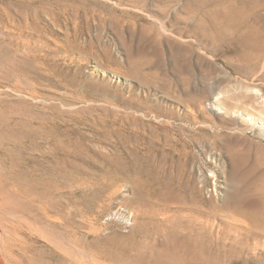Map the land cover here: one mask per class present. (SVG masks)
<instances>
[{
    "label": "rangeland",
    "instance_id": "rangeland-1",
    "mask_svg": "<svg viewBox=\"0 0 264 264\" xmlns=\"http://www.w3.org/2000/svg\"><path fill=\"white\" fill-rule=\"evenodd\" d=\"M186 1L0 0V144L16 152L0 155V184L15 180L23 188L14 177L12 165L19 154L14 143L35 148L31 131L46 128L45 139L59 133L74 150V157L63 161L64 177L79 183L80 221L87 224L82 230L92 223L102 228L98 237L81 231V249L112 260L125 253L129 264H180V236L163 232L153 209L160 198L153 182L162 173L173 182L178 209L203 207L208 224L215 227V233L209 230V242L220 239L221 251L233 254L223 255V262L236 257L232 264H264V220L251 222L236 206L224 205L230 194L251 185L247 169L233 168L226 159L225 187H215V180L204 185L202 202L180 187L185 167L196 176L223 143L201 123L229 120L211 108L208 76L224 81L230 95H245L247 111L264 120V79L243 77L237 55L227 57L221 51L228 48L216 36H204L210 28L229 32L237 27L242 18L237 0H190L189 13ZM202 38L209 41L207 46L200 43ZM200 95H206L205 112L187 117L184 109ZM243 129L247 135L229 128L225 132L264 143V125L255 120ZM45 142L39 143L42 148ZM205 174L213 177L206 167ZM109 184L121 194L101 201ZM117 206L134 214L131 225L110 217ZM176 222L164 224L177 230ZM156 237L159 247L153 249ZM138 253L141 263L133 258ZM206 264H216L213 254Z\"/></svg>",
    "mask_w": 264,
    "mask_h": 264
},
{
    "label": "bare ground",
    "instance_id": "bare-ground-1",
    "mask_svg": "<svg viewBox=\"0 0 264 264\" xmlns=\"http://www.w3.org/2000/svg\"><path fill=\"white\" fill-rule=\"evenodd\" d=\"M133 1L135 2V0ZM138 1L140 2V0ZM190 4V0H187L185 5L187 13H189ZM133 6L136 9L139 7L143 9V6H139L138 3H134ZM235 7L242 17L237 27H234L229 32L210 28L209 32L204 34V36H216V41L221 44L220 46L227 47L230 50L221 51L222 54L228 53L227 57L231 54L237 55V67L245 71L241 73L243 77L249 76L247 78H250L251 82L257 79L263 80L264 0H237ZM180 34L181 38H184V36L185 40L188 38V35L186 36L181 32ZM193 36H195V33ZM208 42L204 38L200 40V43L205 46L209 44ZM245 65H251V68L245 69ZM207 80L211 83L213 89L210 94L212 95L210 98L212 110L215 113L223 114V117L229 120L225 124L215 122L201 123L210 128L211 132L209 134L220 135L219 138L223 141L219 150L213 152L208 158V163L204 165L213 174V177L211 178L205 174V167L203 169L200 166L196 176L189 174L185 167V178L180 187L183 190L186 189V193L190 192L194 201L202 202L199 199V191L204 185L207 186L212 180H215V187L221 190L225 187L223 184L227 172V160L229 159L233 168L237 169L243 166V170L247 169L248 173L252 175V181L247 189L233 193V195L230 194V199L224 205L232 204L231 206H236L237 212L245 216L249 221L260 222L261 219L264 220V143L248 137L240 138L239 135H228L225 129L229 128L231 131L247 135L246 130L243 129L244 125L253 123L255 120L264 125V120L260 116L247 111L245 95L240 94L237 96V92H234L235 95H230L228 89L223 86L224 81L220 78L210 75ZM242 85L245 87V83H241ZM247 90L250 91L251 88L247 87ZM205 96H198L194 100V105L189 104V108L186 107L184 109L187 117H189V113L197 116L199 113L205 112ZM225 102L227 104H224ZM207 103H209V100ZM8 126L10 125L8 124ZM45 129L41 132L37 128V132L31 131L30 135L31 137L34 136L33 139H35L33 141L35 148H32L33 146L29 148L28 146H23V144L22 147H18L19 143H14L15 147H13L17 149L19 154L18 156L15 155L17 158L16 160L14 159L15 162L13 161V172L16 167V175L14 176L13 174V176L19 178L20 184H18L22 185L23 188L18 187L14 180L15 178L9 184L5 182L0 184V264H41L40 262L43 260H47L50 264H129L125 253H122L117 260H112L109 255L101 253L99 255L89 249L87 250L84 243L85 249H81V233L86 230L89 234L94 235L102 232V228L101 225L90 223L89 228L82 230L87 224L85 223L82 226L80 221V207L77 198L78 189H80L79 183L75 178L65 180L64 177L63 161L73 158L75 155L74 150L64 145L60 135H58L59 133L45 139L47 132L42 134ZM202 131L208 133L206 130ZM202 131L201 133H203ZM46 140L47 142L45 143L48 145L42 148L43 146L41 147L39 143ZM23 148L26 149L24 151L26 152L25 154L22 151ZM11 150L9 146L0 144V155L7 154L10 157L11 154L14 155L16 153H12ZM155 183H158V185L154 186ZM172 184L171 178L165 174L159 173L158 177L157 175L155 176L153 186L155 190H158L160 198L153 209L162 220L161 230L163 232L171 230L175 235L178 233L177 235L180 236L181 250H178L177 253L178 262L180 264H206L208 256L213 254L216 258V264H232L231 262L236 257L230 260L229 263L222 260L223 255L226 254L227 256L230 254L229 256H232L233 254L221 251L222 245L219 236L217 238L219 240L215 241V244L212 242L214 239L211 240L212 243L209 242V230L211 229L214 232L215 227L213 228L211 225V228L208 224L203 207L185 209L184 206L178 209L176 206L177 201L173 196ZM113 186L112 184L108 185L101 201L104 198V200L108 199L111 202L113 197L121 194L120 189L117 187L113 188ZM184 201L186 203L185 198ZM111 214V218H117L126 227L135 220L134 214L124 206L115 207ZM93 216V218L99 219L98 216ZM104 218L109 219V215ZM92 220L94 221L95 219ZM174 220L178 221L176 224L179 223L177 230L169 229L165 226L164 222ZM245 224H247V221H245ZM98 236L100 235H96V237ZM212 236H215V234ZM95 238H92L93 241L98 239ZM93 241L89 242L90 246H88L90 248L93 246ZM157 241L158 237H156V243L151 244V248L157 249L159 247ZM95 245L98 246V244ZM160 245L165 247L167 244L161 243ZM138 256L139 253L134 254L133 258L141 263Z\"/></svg>",
    "mask_w": 264,
    "mask_h": 264
}]
</instances>
